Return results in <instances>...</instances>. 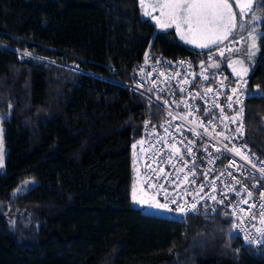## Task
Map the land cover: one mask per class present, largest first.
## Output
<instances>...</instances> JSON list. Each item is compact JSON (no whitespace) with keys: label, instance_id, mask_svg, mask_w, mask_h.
I'll list each match as a JSON object with an SVG mask.
<instances>
[{"label":"trees","instance_id":"1","mask_svg":"<svg viewBox=\"0 0 264 264\" xmlns=\"http://www.w3.org/2000/svg\"><path fill=\"white\" fill-rule=\"evenodd\" d=\"M258 4L254 94L236 119L237 141L264 162ZM147 52L205 61L212 50L156 30L138 0H0V264H264V236L243 242L219 208L172 218L131 204V144L164 114L121 84Z\"/></svg>","mask_w":264,"mask_h":264},{"label":"built area","instance_id":"2","mask_svg":"<svg viewBox=\"0 0 264 264\" xmlns=\"http://www.w3.org/2000/svg\"><path fill=\"white\" fill-rule=\"evenodd\" d=\"M220 52L216 48L205 61L147 52L121 82L164 112L157 125L145 121L142 136L131 144L137 194L151 206L167 204L171 212L156 210L172 218L219 208L234 235L257 245L264 236L256 224L264 219V162L237 141L242 127L236 119V107L254 93L246 88L247 75L212 65ZM181 206L186 213L176 211Z\"/></svg>","mask_w":264,"mask_h":264},{"label":"snow or ice","instance_id":"3","mask_svg":"<svg viewBox=\"0 0 264 264\" xmlns=\"http://www.w3.org/2000/svg\"><path fill=\"white\" fill-rule=\"evenodd\" d=\"M140 2L142 3V0ZM258 6L264 7V0H259ZM152 7L153 10L155 7L161 9L160 17H152L161 29L174 26L177 31L182 33V39H186L187 43L195 44L200 48H209L212 45L223 43L235 27L236 13L233 12V4L229 0H163L162 3ZM237 7L243 13L250 11L252 4L250 0L247 2L242 0L237 4ZM184 33H187V36ZM251 47L255 48V44L253 43ZM220 55H223V52H220ZM237 74L239 75V73ZM233 91L235 92L236 89ZM172 203L175 204L176 201L173 200ZM152 206L172 211L167 204H161L159 201ZM195 208L196 205L193 204L192 209ZM176 211L184 214L187 210L181 206Z\"/></svg>","mask_w":264,"mask_h":264},{"label":"rangeland","instance_id":"4","mask_svg":"<svg viewBox=\"0 0 264 264\" xmlns=\"http://www.w3.org/2000/svg\"><path fill=\"white\" fill-rule=\"evenodd\" d=\"M163 0H138V5L140 9V14L142 17L148 18L150 21L153 22L156 30H166L161 29L159 25H157L156 20L152 19L153 16L160 17L161 9L159 7H155L153 10V5H158L162 3ZM230 3L233 4V12L236 13L235 19V27L231 34L229 35L228 39L225 40L223 43L218 45H212L209 48H200L197 47L195 44L187 43L186 39H182V33L177 31L176 28L173 26L171 28L174 29L177 37L185 44L195 48V49H210L214 51L216 48L222 47L223 55H214L213 57V66L216 65H223L225 66L233 75L235 76H245L249 73L251 69V65L255 62L259 49H258V38L261 33V28L259 26L260 16L261 14L256 12L255 10H250L246 12H241L240 9L237 7V4L242 2V0H229ZM243 2H247V0H243ZM251 4H253V0H250ZM147 6V7H146ZM149 13L146 15L145 13ZM249 18V21L247 20ZM187 36V33H184ZM190 39L191 37H187ZM255 44V48H252L251 45ZM239 73V75L237 74ZM241 111L238 110L237 115L240 116ZM0 113V119L2 115ZM2 132L3 127L0 122V171L3 169V160L5 155V148L2 143ZM130 186V202L132 204H136L140 207L143 212L146 213H153L157 215H163L159 210H156L150 203L145 202L139 198L137 194L138 183L137 177L133 178ZM165 216V215H164Z\"/></svg>","mask_w":264,"mask_h":264},{"label":"crops","instance_id":"5","mask_svg":"<svg viewBox=\"0 0 264 264\" xmlns=\"http://www.w3.org/2000/svg\"><path fill=\"white\" fill-rule=\"evenodd\" d=\"M131 164H132V181H134V177H137V170H136V166H135V163H134V160H133V158H132V156H131ZM131 192V191H130ZM132 204V203H131ZM134 207H137V208H139L140 209V207L139 206H137L136 204H132Z\"/></svg>","mask_w":264,"mask_h":264}]
</instances>
